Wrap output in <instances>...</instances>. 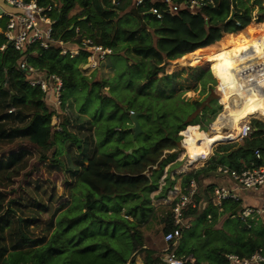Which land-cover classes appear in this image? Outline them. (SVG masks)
I'll list each match as a JSON object with an SVG mask.
<instances>
[{
	"label": "trees",
	"instance_id": "16d2710c",
	"mask_svg": "<svg viewBox=\"0 0 264 264\" xmlns=\"http://www.w3.org/2000/svg\"><path fill=\"white\" fill-rule=\"evenodd\" d=\"M23 1L27 2L29 0ZM38 1L42 4L50 2V0ZM173 1L179 3L182 0ZM213 3L214 6L205 5L200 12L195 14H191L186 9L181 8L174 14L165 13L161 19H157L149 12V9L152 5L162 8L163 5L159 2L153 3L151 0H143L142 4L132 6L131 0H118L116 4L111 3V0H91L89 6L83 11L82 16L84 17L76 20L84 24L83 31L81 29L82 35L92 38L96 43L112 48L118 41L125 42L135 56L142 59H151L147 69L136 72L129 78L128 72H120L119 74H115L112 78L113 80H100L98 78H91L89 80L88 76H85L76 65V59L83 58L85 60L87 55L85 50L75 57L60 54L59 48L54 45L43 48L38 44H32L26 52L14 50L10 46H7L4 50H0V140L11 141L15 138H24L40 146L42 149H48L50 144L55 143V140L72 138L73 142L76 143L78 154L73 159V168L69 167L67 169L74 179L73 184H70V186L72 188L75 186H85L87 188L84 200L79 203L68 204V207L59 216V228H56L54 225V218L56 217L54 213L48 220L46 232L40 236L31 234L30 225L36 222L31 220V218L18 217L16 220L17 224H14L10 219H6L3 222L1 220L0 264H125L128 256L134 253L137 247L142 244L139 240L140 235L135 230L136 222L134 224L133 220L129 221L125 219L117 221L124 229L130 232L129 236H131L132 240H135L131 243V246L127 244L129 241L127 237L124 240V247L116 244L111 245L106 237L99 235V231H95L97 227L100 229V225L105 222L104 215L108 210V208L103 206L96 208V202L101 201L103 198L106 199L114 195L132 193L141 189L148 183V178L143 171L149 165L157 162L165 149L174 148L177 141L180 142L181 149L184 146H189L192 149L191 154H204L202 157L194 159L192 164L183 169L185 170L189 166H192L193 162L198 164L206 161L212 154L211 146L216 145V140L222 143L238 139L239 123L244 118H247V116L254 114L261 116V118H251L252 130L264 127V101L249 93L243 100L224 106V109L215 118V126L211 132L206 133L204 132L206 130H202L199 133L198 131L200 125L196 122V117L200 116L203 109H208L206 103L211 99V92L215 86V80L210 74L211 67L215 64L218 65L220 72L227 79L232 80L228 67L235 65L236 59H234V56L243 47L249 46L253 33L257 29H264V14L260 12L257 20L253 19L249 22V8L242 4L238 7L241 13L235 14L234 17H237L243 25L249 23L241 30L242 32L239 31L241 32L239 39V32H232L237 30L233 26V20L228 19L230 0H213ZM126 6H131V14L137 16L139 20H143V17H146L154 21V23L165 25L161 30L166 31L170 35L172 33H181L178 21L181 19L185 20L190 14L192 15L190 16L191 18L198 19L200 23L207 27L218 28V26L224 25V29L220 31V36L216 41H210L206 43L207 45L199 46L192 51H189L190 49H183L180 56H171L177 48L176 38L170 37L168 39L170 45L163 47L160 44L159 38L151 37L148 40V34H138L139 31L145 28V23L144 25L140 24L130 28H119L116 26V14L123 11ZM73 34V28L69 27L65 29L62 37L64 39H73ZM76 41L71 40L70 42L75 43ZM226 51L228 55L225 59H221L219 52ZM114 52L115 50L113 49L112 54ZM181 54L184 55L181 56ZM23 57L37 71L59 76L61 80L59 96L61 103H64L65 98L68 97L66 91L73 92L90 85L92 86V90L96 89L99 92L87 94L75 109H72V102L65 105L60 103L54 105L51 102L44 103L46 93L38 86H31L28 82L29 73L19 67V61ZM201 61L206 62L207 71L200 69L197 79L203 77L204 80L209 79L210 82L206 85L205 100H194L191 104L196 108L203 103L204 107L191 120H187V118L192 111L189 113L186 108L184 112L176 116L173 122L168 121L163 125V122L159 119L157 122L159 126L155 132L159 134L156 144L149 146L135 160H127V152H124L117 146L112 151L100 148L98 150L93 136L91 137L90 135L86 137L89 144L86 145L85 152H82L79 140L67 130L66 122L60 123L62 125L60 130L52 129L53 127L50 123L51 114L47 113L49 111L61 113L81 111L86 108V101L93 102L112 96L125 95L120 92L121 88L134 93L138 88L144 89L153 85V79L155 78L173 74L184 68L190 70L191 66ZM157 81L159 80H155V82ZM105 86H108L107 91L103 90ZM161 94V91L155 90V95L160 96ZM167 94L168 96L164 95L161 97L172 98L174 94L172 86ZM217 102L220 103L222 101L218 100ZM132 112L134 113V111ZM170 116L171 114L168 113L167 117ZM220 118L223 121H220ZM222 126L223 128H221ZM79 127L77 126L78 129ZM98 146L102 147L101 142ZM227 146L224 145L223 147L226 148H223V150H227ZM261 147L264 148V138L255 137L246 139L244 144L238 147L237 154L232 152L226 154L225 157L230 164L229 167L241 169L249 167L252 164H264V155L256 157L254 154V150H260ZM18 155L11 154L5 160L0 159V172L5 168L13 167ZM172 155L174 154H169L165 158L172 157ZM193 156L191 155V157ZM213 159L210 162L212 165H216V161ZM211 167L215 169L216 166ZM153 169L155 168H152L150 171ZM194 176L195 173L193 172L187 173L184 176L182 184L186 186L187 182ZM70 193L72 194V192ZM197 199H199V196ZM3 201L4 194L0 192V210L2 209ZM41 204H36V206ZM24 205L26 206L27 204ZM200 206L199 204L195 209L193 220L199 218L203 222H209L213 218H216V210L219 211L216 207L210 205L212 207L211 210H215L212 214L211 210H209L203 211L199 215ZM240 206V200L227 198L221 204V211L230 210L231 214H235L237 210H240ZM116 213H118L117 210ZM207 214L210 217H207ZM143 215L141 213V216ZM169 215L170 209L165 213L162 221L163 233L169 228ZM244 219L248 221L250 218L246 216ZM7 225L10 226L4 231V227ZM246 225H243L239 230L241 236L228 247H207L205 245V248L209 252L212 251L217 256L222 257L223 263L225 261L223 257L230 252L236 253L239 256H249L252 252L260 250L264 254V226H258V222L254 224L247 222ZM107 226L118 227L119 229L117 230L122 229L117 225L108 224ZM70 230L73 231V236L66 237L64 234ZM78 232L82 234L80 241L83 247L80 249L74 247L73 251L68 254L69 247L78 244V240L73 239L75 233ZM191 234L198 242L197 237L199 235L196 232H192ZM114 239L116 241H123L120 235L118 238L114 237ZM101 247L102 250L100 249ZM177 248L180 253L193 254L203 262L195 254L196 248L194 245L188 248V252L181 251L179 243ZM148 253L147 251L145 257L146 264H163L157 254H155L154 258H151ZM206 258H209V254H206ZM129 264H134L132 258Z\"/></svg>",
	"mask_w": 264,
	"mask_h": 264
},
{
	"label": "rangeland",
	"instance_id": "374dc122",
	"mask_svg": "<svg viewBox=\"0 0 264 264\" xmlns=\"http://www.w3.org/2000/svg\"><path fill=\"white\" fill-rule=\"evenodd\" d=\"M50 1L56 4L61 12L62 21L57 26L59 32L70 24L80 26L83 31V22L76 20L84 17L82 16L83 11L89 6L91 0ZM230 1L234 7L244 4L249 8V22L252 19H258V14L262 12L264 4V0ZM133 3L134 0H131L132 6L135 5ZM130 7L126 6L123 11L116 14V26L119 28H130L140 24L144 25L145 23V28L139 29L141 31L138 34H148V40L151 37L159 38L163 47L170 45L168 41L170 37L176 38L177 48L171 56H180L183 49L192 51L199 46L207 45L206 43L210 41H216L220 35L218 28L207 27L200 23L198 19L191 18V14L185 20L181 19L178 21L181 33H172L170 35L166 31L161 30L165 26L161 23H154V21L146 17H143V20H139L137 16L131 14ZM3 41H5V38ZM113 49L115 52L100 63H97L95 67L91 64H85L86 58L85 60L83 58L76 59V65L85 76H88L89 80L91 78L113 80L112 78L115 74L120 72H128L129 78L136 72L147 69L150 65L151 59H142L135 56L125 42L118 41ZM184 54H181V56ZM200 69L207 71L205 61L194 64L190 70L184 68L173 74L155 78L153 79L154 81L151 80L154 82L153 85L144 89L138 88L134 93L128 92L124 87L125 90H123L120 86V92L125 95L112 96L93 102L86 101V108L81 111L72 113L49 111L47 113L51 114L50 123L53 127L52 129L60 130L62 126L60 123L66 122L67 130L79 140L82 152H85V147L89 144L86 137L90 135L91 137L93 136L98 150L100 148L112 151L117 146L127 152V160H135L149 146L156 144L159 134L155 132L159 126L157 125L159 119H161L163 125L168 121L173 122L177 115L185 111V108L188 109L189 113L195 109L194 105L191 104L194 100H205L206 85L210 80H204L203 77L197 79ZM210 74L215 80V86L212 92L210 91L212 97L215 98L211 97L206 103L208 109H203L200 116L196 117V122L200 125L198 128L199 133L202 130H207L209 126H215V118L221 113L222 108L217 101L224 100L226 102L225 100H229L227 90L223 86L230 85L231 80L220 72L216 64L211 67ZM155 80L159 81L155 82ZM108 86H105L103 90L107 91ZM171 86L174 89L172 98H162L161 96H168L167 93H169ZM155 90L161 91L162 94L160 96L155 95ZM96 92L99 91H96V89L92 90L90 85L73 92L66 91L68 97L65 98L64 103L60 104L65 105L72 102V109H75L87 94ZM58 100L61 102V99H58L51 92L46 95L43 102L56 103L57 105ZM168 113L171 114L170 117H167ZM133 114L139 126L137 132H134L133 129L134 124L131 120V115ZM220 121H223V119L220 118ZM77 126L81 127L78 129ZM255 137L264 138V127L248 131L247 136L242 139L216 144L212 148V154L205 162L198 164L193 162V165L185 170L183 169L192 164L194 159L202 157V153L191 154L192 149L189 146H184L177 154L165 158L159 167L152 171H146L145 169L143 173L147 176L148 183L138 191L114 195L96 202V208L103 206L108 208V210L104 215L105 222L100 225V229L97 227L95 231H99V235L106 237L111 245L116 244L124 247V240L127 237V240H129L127 244L131 246V243L135 240H132L131 236H129L130 232L124 229L117 221L119 219L133 220L134 224L136 222L135 230L140 235L139 240L142 244L137 247L134 253L128 256L125 264H129L131 258L134 264H146L147 251L150 257L154 258L157 250L163 246L162 236L164 231L162 221L165 213L170 209L169 191L177 186V182L181 183L183 188L182 181L184 176L193 172L195 176L192 178L195 179L201 196L203 195V197L207 198L214 185L220 183L219 179L226 176H222L216 171L219 165L230 166L225 157L226 154L228 152L237 154L238 147L242 146L246 139ZM100 142L102 147L98 146ZM224 145H228L227 150H223V148H226L223 147ZM76 150V143L73 142L72 138L55 140V143L50 144L48 149H42L24 138H15L11 141L0 140V159L5 160L8 155L19 154L13 167L5 168L0 172V192L4 194V201L0 210V222L1 220L3 222L6 219H10L14 224H17L16 220L18 217L31 218V220L36 221L30 225L31 234L40 236L46 232L48 220L55 213L54 225L59 228L58 218L68 207L67 205L74 202H82L87 192L85 186H75L73 188L70 186V184H73L74 179L67 169L69 167L73 168V159L78 154ZM259 154L260 156L264 155V148H260ZM191 155L194 156L191 157ZM212 158L216 161V165H212L210 162ZM155 164L156 162L153 165ZM211 166L216 167L214 169ZM24 204H27V207ZM36 204L41 205L36 206ZM211 206L209 204L204 206L198 214L211 210ZM240 209H242L241 206ZM116 210L118 213H116ZM218 210H216V218H213L212 221L203 222L199 218L194 219L191 228L184 232L182 239L178 241L179 249L183 252H188V248L194 245L196 248L195 254L203 260V262L201 261L202 264H226V261L223 263L222 257L217 256L212 251L209 252L205 245L207 247H228L241 236L239 230L247 222L249 224L258 222V226H264V217L261 218L256 212L248 215L250 219L245 221L244 217L239 214V210L235 214H231L230 210ZM214 211V209L211 210V214ZM194 212L195 210L190 211L191 214H194ZM141 213L144 215L141 216ZM108 224L120 226L122 229L117 230L119 229L118 227H106ZM9 226H5L4 231ZM71 231L66 232L64 235L66 237L73 236L74 233ZM192 232H196L199 235L197 237L198 242L191 234ZM81 235V232L75 233L73 239L78 240V244L73 247L70 246L68 254L73 251L74 247L78 249L83 247L80 241ZM119 235L123 241L114 239V237L118 238ZM100 249L102 250V247ZM206 254H209L208 259Z\"/></svg>",
	"mask_w": 264,
	"mask_h": 264
},
{
	"label": "built area",
	"instance_id": "2783aa9c",
	"mask_svg": "<svg viewBox=\"0 0 264 264\" xmlns=\"http://www.w3.org/2000/svg\"><path fill=\"white\" fill-rule=\"evenodd\" d=\"M151 1L153 3L159 2L163 5L162 8L152 5L149 9V12L157 19H161L165 13L174 14L181 8L186 9L191 14H195L200 12L205 5L214 6L213 0H182L179 3L173 0ZM3 2L21 10V12L0 11V22L2 19L5 20L4 27L1 30L5 41L0 44V50L10 46L14 50L26 52L32 44H38L43 48L54 45L59 48L60 54L68 55L69 57L78 56L85 50L87 52L85 64H91L93 67L113 52L112 47L103 46L94 42L92 38L82 35L81 28L78 25L70 24L66 27L73 28V39H70L77 41L71 43L70 39H64L62 34L66 28L61 32L57 30V26L62 21L61 12L58 6L51 1L46 4H42L38 0H29L27 2L23 0H3ZM134 2L139 5L143 3V0H134ZM111 3L116 4L118 0H111ZM229 8L228 19L232 15L229 20H233V26L237 28V30L232 32H239L248 23L243 25L237 17H234L235 14H240L241 11L238 7H234L231 1ZM205 19L207 18L205 17ZM218 29L220 32L224 29V25L218 26ZM249 43V46L243 47L234 56V59H236L235 65L228 67L232 80L230 85L223 87L227 90L229 100L220 102L221 111L224 106L243 100L249 93L264 101V29H257ZM19 67L29 73L28 82L31 86H38L46 95L52 92L59 99L61 87L59 76L37 71L36 68L27 63L25 57L19 61ZM58 103L61 102L58 100ZM245 131L239 135L238 139L247 136L248 131ZM213 147L214 145L211 146V148ZM254 154L256 157H260L258 149L254 150ZM216 171L230 178L233 186L214 185L210 195L205 198L203 195L201 196L195 179L191 178L183 188L181 183H179L173 190L169 191L171 204L169 228L162 236L163 246L156 252L161 263L202 264L195 255L180 253L177 248L178 241L183 233L192 226L194 216L190 211L195 210L199 204L201 205L200 210L208 204L221 209L223 200L227 198L238 199L236 194L238 189L242 191H258L264 188V164H252L241 169L219 165ZM198 196L199 199H197ZM253 212L259 214L261 218L264 217V209L257 210L250 206H245L239 210V214L243 217L251 215ZM207 217H210V215L207 214ZM225 261L226 264H264V254L260 250L252 252L249 256L227 253Z\"/></svg>",
	"mask_w": 264,
	"mask_h": 264
},
{
	"label": "crops",
	"instance_id": "0c3cea01",
	"mask_svg": "<svg viewBox=\"0 0 264 264\" xmlns=\"http://www.w3.org/2000/svg\"><path fill=\"white\" fill-rule=\"evenodd\" d=\"M0 3H1L0 4V11L3 10L5 12H14V13L21 12V10H18L17 8L9 6L8 4L3 2V0H0ZM4 22H5L4 19H2L0 22V44H2L4 42L3 41L4 35L1 32L2 28L4 27ZM240 33L241 32H239V38H240ZM228 45H231V44H228ZM6 87H7V85H6ZM251 118H261V116H258L256 114L250 115V116H247V118H244L241 122L249 121L251 124ZM241 122L239 124H241ZM251 126H252V124H251ZM211 128L213 129V127H211ZM221 128H223V126ZM215 143H219V140H216ZM219 181H220V183H218V184L227 185V186L232 185L233 186L232 180L226 176L220 178ZM177 184H179V183L177 182ZM215 185H217V184H215ZM236 191H237L236 194L238 196V200H240L241 207L250 206L253 209H257V210L264 209V188L261 190H258V191H251V190L250 191H242L239 189Z\"/></svg>",
	"mask_w": 264,
	"mask_h": 264
},
{
	"label": "water",
	"instance_id": "95a60500",
	"mask_svg": "<svg viewBox=\"0 0 264 264\" xmlns=\"http://www.w3.org/2000/svg\"><path fill=\"white\" fill-rule=\"evenodd\" d=\"M263 12H264V4H263ZM232 17V15L230 16V18ZM229 18V19H230ZM204 107V104L202 103V104H200L198 107H196L193 111H192V113L188 116V118H187V120H191V119H193L200 111H201V109ZM131 120H132V122H133V124H134V127H133V129H134V132H137L138 130H139V126H138V122H137V120H136V118H135V115L133 114V115H131ZM209 129V128H208ZM207 129V130H208ZM181 149V144H180V142L179 141H177L176 142V146H175V148H172V149H167V150H165V151H163V153H162V155L160 156V158L158 159V161L156 162V164L155 165H149L147 168H146V171H150L152 168H157V167H159V165H160V163L163 161V159L167 156V155H169V154H176V153H178L179 152V150Z\"/></svg>",
	"mask_w": 264,
	"mask_h": 264
},
{
	"label": "bare ground",
	"instance_id": "6f19581e",
	"mask_svg": "<svg viewBox=\"0 0 264 264\" xmlns=\"http://www.w3.org/2000/svg\"><path fill=\"white\" fill-rule=\"evenodd\" d=\"M262 14H264V12H262ZM216 53H218V52H216ZM228 55V52L226 51V52H219V56H220V58L221 59H225L226 58V56ZM229 58H230V56H229ZM54 105H56V103H53ZM59 103H57V105H58ZM212 127V126H211ZM209 128L208 130H206V131H204V132H206V133H209V132H211L212 131V128ZM247 129V130H246ZM251 131L252 130V126H251V124H250V122L249 121H244V122H241V124H240V126H239V135L243 132V131ZM245 131V132H246ZM244 133V132H243ZM239 135H238V137H239Z\"/></svg>",
	"mask_w": 264,
	"mask_h": 264
}]
</instances>
